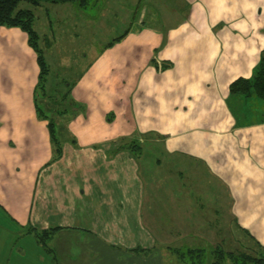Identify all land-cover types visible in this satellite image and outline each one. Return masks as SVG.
I'll list each match as a JSON object with an SVG mask.
<instances>
[{"label": "crops", "instance_id": "0c3cea01", "mask_svg": "<svg viewBox=\"0 0 264 264\" xmlns=\"http://www.w3.org/2000/svg\"><path fill=\"white\" fill-rule=\"evenodd\" d=\"M177 1L180 17L163 32L153 31L145 43L137 35L103 87L96 81L95 57L86 63L89 48L81 53L84 69L62 79L70 115L67 109L53 115L65 122L58 124L64 131L56 134L51 120L58 145L51 139L49 117L37 110L39 67L27 35L0 26V264H33L28 251L33 248L40 264H47L48 255L56 264H153L159 238L145 222L150 199V221L157 215L163 221L159 213L166 209V227L175 231L171 220L181 212L185 216L190 244L184 248H197L198 240L210 245L208 236L198 235L220 232L218 206L212 203L222 197L186 191L183 183L191 184L182 177L198 175L224 189L234 226L264 248V101L229 93L231 82L255 73L264 49V0ZM71 8L79 9L74 3ZM41 34L43 54L50 56L53 35ZM67 59L62 55L60 65L69 64ZM56 83L49 89L57 90ZM97 84L131 88L135 132L125 138L140 143L136 153L115 143L120 136L107 131L103 113L81 115L97 98ZM87 128L98 139L76 143L72 138ZM148 149L160 154L153 166L142 160ZM163 163L177 168L172 178L152 171ZM160 185L168 195H158ZM195 216L199 219H190ZM29 227L57 230L46 247L16 242V235H32ZM139 249H150L152 259Z\"/></svg>", "mask_w": 264, "mask_h": 264}, {"label": "rangeland", "instance_id": "374dc122", "mask_svg": "<svg viewBox=\"0 0 264 264\" xmlns=\"http://www.w3.org/2000/svg\"><path fill=\"white\" fill-rule=\"evenodd\" d=\"M177 3V0H91L87 6L84 8L78 7L79 9L76 11H73L71 8L72 3L52 4L49 2H43L39 8H33V6L25 1L19 3V9H30L33 11L32 13L35 17L33 22H35V24L33 23L32 27L40 34L39 47L44 49V42L41 41V32L46 31V34L53 35L52 37L54 38L51 55L46 56L43 54L49 73L47 78L48 87L44 88V97H42L41 93L37 95L36 102L39 111L44 112L49 117V120H52L55 123L56 134L59 133L58 129L64 131V128H61L58 124H63L65 122L63 120L56 122V115L53 116L55 112L60 109H67L68 115H70L71 112L70 106H66L62 99V96H64L63 94L67 95L69 92V89L63 87L62 79H65L66 77L69 78V73L80 74L82 69H84L82 68L83 63L81 53L86 48H89L88 53L84 52L86 53V63L95 57L96 81L102 82L103 87V83L113 80V76L116 74L122 63L120 55L123 54L124 50H127L130 47L133 41H135L134 38H136L137 35L138 41L140 38H143L142 43H145L147 40H152L153 31L163 32L166 27H169L173 21L180 17L178 8H176ZM114 38L117 39L114 40ZM108 43L113 44L108 46ZM139 43L140 42H138V44ZM62 55H64V57L67 55V60L70 62L69 64L64 65V67L60 65V61H62L60 58ZM78 61L80 62L77 63ZM76 66H78V69ZM59 82L61 84H59ZM54 83L58 84L56 87L57 90H54V88L49 89L50 84L54 85ZM102 87H98L97 84L95 89L97 92V98L92 104L85 105L81 109V115L83 113H85L86 116L88 114L94 115L92 113H95V111L97 113H103V118L107 121V131L112 135L120 136V138H118L119 140H116L117 142L115 143H126V145L133 144L136 147L140 143L134 139V137L131 139L125 138L129 132L132 134L131 136H134L133 133L135 132L130 101L128 99L131 88L120 90L117 86L108 89ZM38 92L39 91H37V93ZM67 97H70V95L68 94ZM69 99L70 98H67L68 101ZM60 119H62V116ZM88 132H91V130L87 128V130L81 132L80 138L72 139L76 143H81L82 141L88 143L98 139L94 137L96 133ZM59 139L60 138H57V140ZM135 147L132 148L133 152L136 153ZM158 155L156 152H151L150 150L145 151L142 160L144 163L148 162L153 166L155 164V158L158 157ZM182 165L183 163L178 166L182 167ZM184 167L185 166L182 168L184 169ZM176 169L177 168L173 169L163 163L160 167L154 166L152 171L154 173H159L157 176L163 179L173 176V171ZM147 173L149 174V172L144 171L143 176L147 177ZM182 178L183 181L185 180L184 182L188 181L191 184L190 187L183 183L188 192L193 190V193L197 191L198 193H206L208 195L215 193V195L222 197L221 202L215 201L212 203L213 205L216 204L218 206L217 223H219L218 229L220 232L207 234L199 232V237L205 240V236L209 237L210 245L206 242L201 243L203 241L198 240L197 242H194L195 247L213 249V247L216 246L224 251H239L243 250L245 246H253L251 240L243 232L239 231L228 217V201L223 188L215 185L211 180L205 181L199 175L192 177L184 176ZM178 180H180V177H178ZM161 184L164 185V183ZM163 185H160L156 191L159 192L158 195L160 197L168 195L167 190ZM180 192L182 193L185 191L181 190ZM151 202V199L147 202L149 208L147 207L145 210L147 214V216H145V222L148 225L151 224L149 227L151 226L156 230V234H158L157 237L159 238L157 244L158 249H155L156 251L153 255L155 257L153 264H179L172 250L173 248L179 247L184 249V247H188L186 246L187 244H190V241H188L189 239L186 237L190 234L184 231L187 227L183 226L185 216H183L182 212V216L176 214L180 213V211L173 212L176 216H180L175 217L174 221L171 220L172 223L176 224V227L174 228L175 231H173L166 227L169 219L166 217L167 210L161 209L159 215L164 218L163 221L162 218L160 216L157 217V215L152 219L155 224H152V220H148V215L151 214V210H148L151 208ZM207 205H210V202H207ZM190 219L198 220L199 217L195 216ZM205 219L206 217L200 218L202 221ZM207 219H209L208 216ZM3 226L4 222L0 216V227ZM201 227V224L197 225V228ZM62 236L61 240L68 239L66 235ZM0 237H2L1 233ZM15 240L16 242L28 240L33 242L36 241L33 235L30 237L28 235L25 237H19L16 235ZM38 250H40V252L45 251L42 247H38ZM28 251L30 252L33 264H40L42 262L39 260V256L36 255L37 249L33 248L32 251ZM150 251V249H144V256L150 255ZM45 255V253H41L40 256L44 257ZM47 258V264H56L53 262L51 256L48 255ZM149 259H152L151 255ZM146 263L147 261H145V264Z\"/></svg>", "mask_w": 264, "mask_h": 264}, {"label": "trees", "instance_id": "16d2710c", "mask_svg": "<svg viewBox=\"0 0 264 264\" xmlns=\"http://www.w3.org/2000/svg\"><path fill=\"white\" fill-rule=\"evenodd\" d=\"M27 2L33 7L40 6L43 2L52 4L57 3H74L79 8H84L91 0H0V26L8 28H19L27 35L29 46L36 54V61L39 67V75L36 96L44 92V84L48 74V67L44 60L43 50L39 47V36L33 29L34 15L29 9H19L20 2ZM229 93L231 95H242L248 97L253 95L258 100L264 101V49L260 54V58L252 78L239 77L229 85ZM38 109V108H37ZM39 110V109H38ZM48 127L51 139L58 145V141L53 132V123L48 120ZM133 151V144L128 145ZM57 228H49L47 230H36L33 227L28 228L38 243L44 247L52 238ZM250 237L253 246H245L239 251H224L218 247L213 249L204 248H173L179 264H264V248L253 238ZM48 250V249H47ZM140 251H144L139 249Z\"/></svg>", "mask_w": 264, "mask_h": 264}]
</instances>
